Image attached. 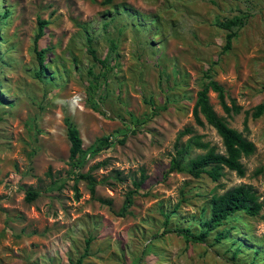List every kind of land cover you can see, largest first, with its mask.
<instances>
[{"label":"rangeland","instance_id":"obj_1","mask_svg":"<svg viewBox=\"0 0 264 264\" xmlns=\"http://www.w3.org/2000/svg\"><path fill=\"white\" fill-rule=\"evenodd\" d=\"M38 19L48 21L38 41L46 49L42 80ZM227 20L237 21L236 36L223 50ZM87 37L98 57H109L108 71L91 57ZM208 75L241 106L226 115L210 89L214 110L255 146L241 158L243 176L224 168L213 181L168 171L185 127L224 152L216 130L192 113ZM91 80L99 83L95 94ZM263 99L264 0H0V264H78L79 257L80 264H264V112L251 115ZM64 117L87 151L79 168L69 162ZM202 152L192 148L188 158ZM87 171L98 181L93 195L77 178ZM243 183L263 207L225 220L216 230L227 238L216 242L213 231L192 242L163 232L196 233L211 196ZM27 190L37 197L26 201Z\"/></svg>","mask_w":264,"mask_h":264},{"label":"trees","instance_id":"obj_2","mask_svg":"<svg viewBox=\"0 0 264 264\" xmlns=\"http://www.w3.org/2000/svg\"><path fill=\"white\" fill-rule=\"evenodd\" d=\"M109 2L110 0H106ZM48 23L47 20L38 19V28L34 36V52L39 64V69L36 72V77L42 80V74L45 71L44 54L46 49L38 48V41L44 34V28ZM237 24L236 20H227L222 23L228 31L225 34V43L223 50H228L231 47L232 39L236 36V30L232 26ZM88 52L94 61L98 62L106 71L110 69L109 57L100 58L97 56L95 49L91 46V37H87ZM116 43L111 42V51H114ZM111 54V53H110ZM97 81L91 80L89 88L92 94L96 93ZM212 90L216 93L219 104L226 115L238 114L241 111V106L235 100L231 99L227 102L225 90L222 84L217 80L212 79L208 75V81L203 82L196 93V100L192 108L194 120L197 124H203V120L212 126L217 134L221 137L224 146V152L216 151L215 146L210 145L208 141H203L201 136L194 134L191 127H185L178 135L174 143V155L169 162L168 171H185L191 176L198 178L201 174H206L213 181L218 180L223 175L224 168L236 172L237 175L243 176L245 168L241 162L243 156H249L255 151V146L252 141L247 139L241 132L229 126L224 116L218 115L209 101L208 91ZM264 112V99L255 105L251 115L253 118L259 117ZM66 126V136L70 142L69 146V162L73 168H79L87 153L82 147V138L79 129L69 117H64ZM190 134L184 143L179 140L181 136ZM192 148L202 149L204 152L197 154L194 157H189ZM97 166V165H96ZM77 178H83L88 181L92 195L95 192V186L98 183L96 178L89 172L77 173ZM146 176L144 172L140 174L139 179L133 180L134 189L127 191L122 207L119 210V215H124L126 210L133 203V193L136 192L144 182ZM38 195L36 190H27L25 195L26 201L34 200ZM263 207V203L259 200L256 191L249 184H239L227 189L222 194H213L210 198L209 215L200 224L199 230L194 233L188 227L165 228L164 233L174 232L181 235L192 242H204L206 238L213 232L214 240H220L228 237L227 231H217L225 220L236 212H243L249 216H256ZM169 214H165V222L167 223ZM90 238L86 240L83 256L88 254ZM77 263H81V257L77 259Z\"/></svg>","mask_w":264,"mask_h":264}]
</instances>
